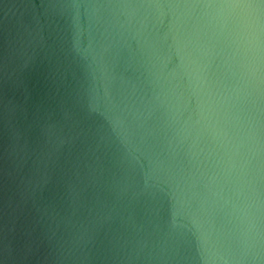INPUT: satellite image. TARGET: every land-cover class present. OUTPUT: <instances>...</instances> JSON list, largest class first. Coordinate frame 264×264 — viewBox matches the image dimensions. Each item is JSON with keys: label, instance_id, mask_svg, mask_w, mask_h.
I'll return each mask as SVG.
<instances>
[{"label": "water", "instance_id": "95a60500", "mask_svg": "<svg viewBox=\"0 0 264 264\" xmlns=\"http://www.w3.org/2000/svg\"><path fill=\"white\" fill-rule=\"evenodd\" d=\"M0 264H264V0H0Z\"/></svg>", "mask_w": 264, "mask_h": 264}]
</instances>
